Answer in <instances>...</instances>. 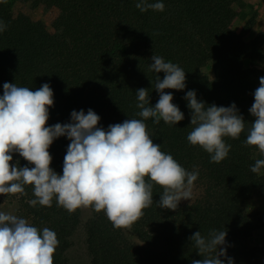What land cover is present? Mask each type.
<instances>
[{
  "label": "trees",
  "instance_id": "16d2710c",
  "mask_svg": "<svg viewBox=\"0 0 264 264\" xmlns=\"http://www.w3.org/2000/svg\"><path fill=\"white\" fill-rule=\"evenodd\" d=\"M139 0H7L0 3V20L8 25L0 33V95L5 82L37 90L48 83L54 105L45 126L70 121L72 110L91 108L99 117L98 126L138 116L136 90L146 88L150 105L159 96L153 88L155 75L148 66L154 54L185 70L186 87L172 92L173 101L184 113L174 126L144 121L146 131L160 150L187 171L199 172L197 182L203 194L176 210L162 209L157 201L163 188L154 185L153 203L143 210L131 227L114 228L103 211L86 222L87 247L92 264H191L202 259L189 237L200 231L225 230L227 256L233 264H264V233L257 243L251 237L263 225V217L247 211L246 201L264 193V174L251 172L257 149L244 146L247 127L255 118L248 109L254 102L264 68L245 67L246 59L264 58L259 38H251V24L235 29L237 15L233 0H161L163 12L149 9L141 13ZM149 3L157 0H148ZM41 7L43 19L34 21L30 11ZM210 66L212 75L206 71ZM195 90L206 105L229 106L233 102L245 120L239 139L225 137L231 149L220 163L210 162L209 154L192 146L187 135L192 130L190 110L183 99ZM70 141L56 138L48 151L50 167L62 174L63 159ZM13 160L28 165L18 153ZM33 167L34 165H28ZM149 182V177H145ZM25 194H0V204L16 201L15 215L25 218L38 231L53 230L59 241L53 264H68L65 251L80 223L82 208L69 214L57 207H32L33 185H24ZM128 232L137 238L132 240ZM219 247V246H218ZM224 259V257H220ZM225 264L227 261L225 260Z\"/></svg>",
  "mask_w": 264,
  "mask_h": 264
},
{
  "label": "clouds",
  "instance_id": "9594fccd",
  "mask_svg": "<svg viewBox=\"0 0 264 264\" xmlns=\"http://www.w3.org/2000/svg\"><path fill=\"white\" fill-rule=\"evenodd\" d=\"M7 3V0H0ZM135 7L141 13L163 12L161 0L149 3L139 0ZM8 25L0 20V33ZM149 71L163 72L161 79L155 75L153 88L158 93L155 105H150L146 88L136 90L137 113L143 119H125L122 123L109 124L107 129L98 126L100 117L89 108L70 113L67 123L45 126L49 108L54 105L53 90L48 83L37 90L18 87L5 82L0 95V194H25L24 185H33L32 207H51L56 198L57 207L69 214L78 208L92 207L103 211L114 228L131 229L143 216V210L153 203L154 185L163 188L158 207L176 210L180 201L192 197V186L199 172L183 168L171 154L160 150L146 131L145 120L174 126L184 119V113L172 103V92L186 87L185 70L162 56L152 55ZM254 102L248 112L255 119L247 127L244 146H255L259 159L251 166V172L264 168V76L253 92ZM183 99L190 110L192 130L187 141L199 146L210 156V162L220 163L231 149L225 137L239 139L245 131V120L233 102L229 106L206 105L198 100L195 90H188ZM66 137L62 174L50 167L52 156L48 149L56 138ZM18 153L28 165L19 167L13 160ZM149 177L146 182L145 177ZM225 230H210L207 237L200 231L189 240L194 243L202 259L191 264H233L227 256ZM59 241L53 230L37 227L25 218L0 212V264H53V254ZM219 246V247H218ZM220 257H224L221 259Z\"/></svg>",
  "mask_w": 264,
  "mask_h": 264
},
{
  "label": "rangeland",
  "instance_id": "374dc122",
  "mask_svg": "<svg viewBox=\"0 0 264 264\" xmlns=\"http://www.w3.org/2000/svg\"><path fill=\"white\" fill-rule=\"evenodd\" d=\"M233 5L237 12V15L232 23L233 27L235 29H240L247 22H249L251 24V29L248 32V36L251 38H259V40L262 41L264 48V0H233ZM30 14L34 21L43 19V10L41 7L32 9ZM244 66L264 68V58L246 59L244 61ZM206 71L212 75V69L210 66L206 67ZM256 156L261 158L258 151L256 152ZM259 173L264 174V168H262ZM202 194L203 185L197 181H194L192 186V197L189 199V201L182 199L180 204H189L200 198ZM245 206L248 212L255 214L257 213L263 217L262 227L251 237V242L257 243L260 241L261 236L264 233V193L249 198L246 201ZM17 207L18 203L16 201H4L0 204V212L15 215ZM91 215L92 210L90 207H82L80 223L72 234L70 238V244L65 251L68 264H92L91 255L87 247L86 232V222ZM128 236L132 240L137 241V238L129 232Z\"/></svg>",
  "mask_w": 264,
  "mask_h": 264
}]
</instances>
